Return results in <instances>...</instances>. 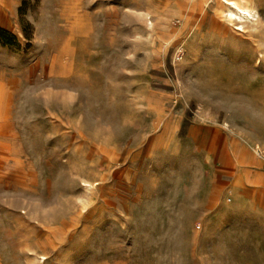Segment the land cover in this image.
Here are the masks:
<instances>
[{
  "label": "rangeland",
  "instance_id": "obj_1",
  "mask_svg": "<svg viewBox=\"0 0 264 264\" xmlns=\"http://www.w3.org/2000/svg\"><path fill=\"white\" fill-rule=\"evenodd\" d=\"M178 1L0 0V264H264V0Z\"/></svg>",
  "mask_w": 264,
  "mask_h": 264
},
{
  "label": "bare ground",
  "instance_id": "obj_2",
  "mask_svg": "<svg viewBox=\"0 0 264 264\" xmlns=\"http://www.w3.org/2000/svg\"><path fill=\"white\" fill-rule=\"evenodd\" d=\"M178 2L182 6L179 15L185 19L192 18L193 0H179ZM207 3L210 6L212 2L209 0ZM214 3L221 8L218 13L220 18L227 24H237L236 30L238 31H245V25L250 26V23L259 22L258 0H214Z\"/></svg>",
  "mask_w": 264,
  "mask_h": 264
}]
</instances>
